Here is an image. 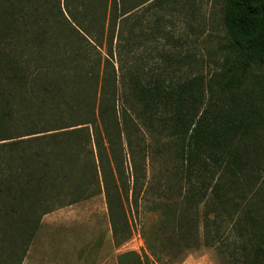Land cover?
<instances>
[{
  "label": "trees",
  "instance_id": "1",
  "mask_svg": "<svg viewBox=\"0 0 264 264\" xmlns=\"http://www.w3.org/2000/svg\"><path fill=\"white\" fill-rule=\"evenodd\" d=\"M191 1L0 0V264L23 263L44 216L94 196L70 185L78 150L101 183V148L121 177L125 158L114 149L125 143L136 179L140 130L150 143L165 134L182 208L207 209L201 228L179 219L177 263L204 244L224 246L235 264H264V199L260 190L247 196L263 172L248 141L258 126L250 82L264 70V0L223 1V58L209 77L181 36L194 23ZM79 57L89 67L82 77L57 67ZM84 82L91 91L75 97ZM104 192L120 245L131 237L124 199L108 185ZM158 210L162 233L171 212ZM145 238L152 262L129 252L118 264H171L162 241Z\"/></svg>",
  "mask_w": 264,
  "mask_h": 264
},
{
  "label": "rangeland",
  "instance_id": "2",
  "mask_svg": "<svg viewBox=\"0 0 264 264\" xmlns=\"http://www.w3.org/2000/svg\"><path fill=\"white\" fill-rule=\"evenodd\" d=\"M223 1L192 0L190 6L195 9L194 16H190V19L194 21L190 25L192 29L188 31L185 25L186 30L184 29L181 33L182 37H188L186 45L190 52L200 57L199 60L192 59L190 63H193L194 68L196 67L208 77L216 70L215 62H219L223 58L216 49L218 42L223 41L224 36L220 25ZM189 10L191 13L193 12L191 8ZM201 24L205 26L203 35L198 32ZM60 51L62 52V49ZM32 53L33 51L30 50L29 55ZM59 56L65 58L64 53ZM80 58L77 60L78 64H76V59H73L68 61L69 65L61 64L57 67H60V70L66 69L69 78L82 77L89 67L86 63L79 62ZM251 77L252 98L259 114L257 116L258 126L249 139L248 146L251 149L252 160L255 159L256 162L262 163L263 172L262 180L247 196H253L260 190V197L264 199V70H255ZM38 88H40L39 83L34 84V88H32L34 97L39 93ZM75 91L73 92L74 96L82 98L88 96L86 95L87 91H91V88L85 83ZM70 94L67 93V99ZM22 111L20 109L21 114ZM49 112V109L44 110L46 114ZM71 114L66 113L68 123L71 122L68 118ZM81 114L83 112L79 111L75 115L80 116ZM134 135L136 144L133 152L138 169L136 179L132 157L129 155L125 143L122 146L118 143L114 149L116 155L120 157V163L121 156L125 158L123 164L121 163L123 167L119 166L121 177L114 174L115 167L111 161L109 163L111 153L110 150H106L108 147L101 148V151H106L103 164L107 171L105 180L101 179V183L91 178L89 174L90 159L84 150H78L79 158L77 157L72 162L74 167L70 185L73 188L88 190L94 196L44 216L22 264H118L119 256L129 252L139 254L146 261L149 256L146 236L148 239L162 241V249L165 247L169 255L165 260L171 264H235V258L230 256V252L223 251L224 246L223 248L211 247L204 244L200 248L190 251L181 263H177L175 248L184 236L180 232L179 219L182 218L186 223L192 222L201 228L207 209L203 206L199 211L182 208L178 190L183 186V183L179 184L170 175L169 171L173 166V152L169 148L165 134L162 133V138L160 137L154 143H150L151 138L143 130ZM106 185L111 189V194L120 193L125 203L131 237L120 245L116 244L113 237L107 198L104 192ZM159 208H162V216H165L164 213L168 209L169 213L171 212V217L168 220L163 217L162 233H158L160 228ZM183 229L186 231L185 228ZM2 258L3 256H0V262L3 260ZM148 258L151 262L153 261L150 256Z\"/></svg>",
  "mask_w": 264,
  "mask_h": 264
}]
</instances>
